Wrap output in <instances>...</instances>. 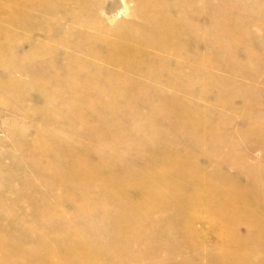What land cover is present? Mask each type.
I'll use <instances>...</instances> for the list:
<instances>
[{
	"label": "rangeland",
	"instance_id": "rangeland-1",
	"mask_svg": "<svg viewBox=\"0 0 264 264\" xmlns=\"http://www.w3.org/2000/svg\"><path fill=\"white\" fill-rule=\"evenodd\" d=\"M86 1L88 5L84 11H77L70 3L67 7L71 9L67 11L70 15H57V18L56 15L47 17L36 12V20L28 24L29 28L21 30L11 26L8 19L9 10H21L20 4L0 0V29L5 30L2 31L5 38L0 35L3 40V44H0L2 244L7 246L10 243L17 249L23 248L21 250L31 253L33 258H30L34 259L32 264H40L42 260L37 254L41 242L43 244L45 240L44 244L53 247L60 241L57 247H63L66 227H72L77 237L76 242H72L76 246L84 242L96 249L97 260L90 264H217L218 257L213 252L220 246L219 236L224 227H219V215L215 211L206 212L203 205L216 195L215 186L219 191L240 189L247 204L260 211V216L255 218L245 214L237 219L229 218L235 237L233 246L236 259L248 264H260L257 259L251 260V257L256 253L259 258L264 257V0H154L163 8L158 14L160 17H156L157 21L156 18L148 17L149 8H146L147 5L150 7L153 0ZM183 11H186L183 16L185 19L182 17ZM158 24L165 25V28L161 26V29ZM47 28L50 32L46 31ZM171 30L177 33L175 43L166 38ZM90 45L92 48H89ZM117 45L120 49H117ZM131 47L139 49L135 51L133 48L132 52ZM181 49L184 51L181 52ZM92 50L98 53L106 50L118 53L131 51L150 63L147 67L152 66V73L149 74L151 69L147 72L142 68L138 70L119 66L131 71L122 72L117 69V65H107L100 56H93ZM142 53L148 55L144 57ZM151 63H157L154 64V67L158 66L157 69ZM77 68L86 72L83 79L94 77L89 86L73 79L75 77L71 74L76 73ZM107 73L115 78L114 85L120 90L127 89L128 93L135 90L143 94L137 99L139 103L131 101L135 108L131 107V98L128 100L129 105L123 103L127 100L121 101L125 108L115 116L122 129L121 139L117 143L109 141L114 130L109 125L105 127L104 137L96 140L94 135V128L101 129L103 123L112 117L105 113L103 105L113 104L114 98L104 99L106 103L100 101L102 106L100 99H97L98 92L109 79ZM145 74H149L147 76L150 78ZM186 80L187 83H183ZM128 82L130 86H127ZM130 87L133 89L130 90ZM45 94L51 96L46 98ZM85 95L94 103L93 109L90 108L92 113L85 115L88 112L84 110L86 113L80 111L78 114L84 113L86 123L92 130L81 126L83 118L77 117V112L74 115L68 111L70 101L80 104V98H85ZM51 97L52 100H48ZM179 105L192 118L203 121L204 125L207 122L204 128H199L195 134H186L187 129L192 132L190 125L186 126L171 116L172 112L178 114ZM120 107H116L113 112ZM44 141L62 157L59 160L61 163L76 152L84 157L94 152L88 157L92 164L105 162L111 168L110 171L114 168L115 172L123 174L128 171L133 174L135 170L136 174L146 167L148 169L145 155L158 151H170L173 155L177 154L178 158L191 159L194 164L192 167L199 177V183L193 187V191L198 193L199 204L196 206L189 200V204L193 205L188 204L184 214L191 218V228L182 229L180 217L184 216L171 217L168 210L160 216L154 215V219L158 218L162 222L157 220L159 223L154 230L157 235L151 233L156 239L149 236V246L143 254H135L134 246L129 244L127 251L116 250L119 241L113 240L123 238L113 224L118 221L117 218L114 220L118 212L102 211L92 202L85 204L84 210H77L69 198L61 201V189L55 186V181L45 178L37 167L38 154L34 149ZM29 144L33 149L29 153L31 155L27 156L25 147H29ZM96 158L100 161L97 162ZM91 184L84 183L80 188L76 185L74 190L97 195V187ZM187 185L186 193L192 194V188H187ZM51 207L53 210L49 209ZM156 207L153 205L154 209ZM42 212L44 215H41ZM48 212H54L53 216H49ZM119 214V219H122L123 214ZM75 216L79 219H75ZM43 217L46 218L43 220ZM85 224L90 229L84 228L87 227ZM144 229L139 230L145 232ZM124 252H128L126 256ZM35 256L38 258L35 259ZM67 259L70 264H74L75 260V264H87L82 253L70 255ZM0 261L1 264L6 263L2 258Z\"/></svg>",
	"mask_w": 264,
	"mask_h": 264
},
{
	"label": "bare ground",
	"instance_id": "bare-ground-1",
	"mask_svg": "<svg viewBox=\"0 0 264 264\" xmlns=\"http://www.w3.org/2000/svg\"><path fill=\"white\" fill-rule=\"evenodd\" d=\"M9 1L10 2L16 1L21 6V10H19V11L9 10V12H8V14H9L8 15V19L10 21V25L14 26V27H17V28H19L21 30L29 28L28 24L32 23L33 20H36V18L34 16V13L36 15V12H39V13L44 14V15H47V17L48 16L50 17L52 15L54 17L56 15V18H57V15H65V14H67V11L71 10L70 7H69V9H67L68 5L70 6V3L72 4V6L77 11H80V12L84 11L85 7L88 5V4H86L87 3L86 0H9ZM162 6H164V5H162ZM74 8H72V9H74ZM146 8H149L147 10H149L148 13H150V16L148 15V17H150V19L156 18L158 16V14L160 15V13L162 12L161 9H163L162 7H159L158 3L154 2V0H153L152 4L150 5V7H149V5H147ZM184 12H186V11L182 12L183 13L182 17L184 16ZM67 15H70V14L68 13ZM185 16H187L186 13H185ZM53 17H51V18H53ZM158 17H160V16H158ZM157 18H156L155 21H157ZM183 18L185 19L186 17H183ZM30 20H31V22H30ZM179 21H181L180 20V15H179ZM183 21H185V20H183ZM159 23H160V21H159ZM180 23H179V27H180ZM183 24H184V22H183ZM187 24L189 25V23L186 22V25ZM161 26L162 25L158 24V27L161 28ZM163 27L165 28V25L162 26V28ZM168 27L169 26H167V28ZM183 28H186V27H183ZM52 30H54V29H52ZM167 30H169V29H167ZM2 31H5V30L4 29H0V35H3L2 37L5 38L4 37V33H2ZM46 31L50 32V29L47 28ZM190 33L191 32H189V34ZM156 38H158V37H156ZM162 38L163 37L161 36L160 39H162ZM166 38H168L169 41L171 40L172 41L171 43H175V41H177V33L174 30L173 31L172 30L168 31V34L166 35ZM101 40L104 42L103 39H101ZM164 40H165V36H164ZM167 41L165 40V43H167ZM189 41L191 42V40H189ZM93 43H94V40H93ZM93 43H91V44H93ZM0 44L1 45L3 44V40L1 38H0ZM102 45H104V44L102 43ZM164 45H166V44H164ZM89 48H92V46L89 47ZM133 48L131 49L132 52H133ZM168 48H166V49H168ZM183 48H184V46H183ZM93 49H94V47H93ZM95 49H97V48H95ZM117 49H120V47L118 46ZM125 49H127V51H129L128 50L129 48L125 47ZM137 49H139V48L137 47ZM137 49L134 48L135 51ZM181 50H182L181 52L184 51L183 49H181ZM94 51H93L94 54H93V52L92 53L89 52V53H91L93 56L94 55L97 56V57L100 56L102 58V62H104V63L106 62L105 64H107V65L112 64V65H117L118 67L121 66L123 68H128V69H131V68H134V69L142 68L143 71H147V72H148V70L151 69L150 67H152V66L147 67L148 64L150 65V63L142 60L143 58H141V56H137V55H134V53H130L131 51L129 53L128 52L118 53L119 51L118 52H114V51H110V50H108V51L107 50L106 51H99V53L96 50H94ZM91 54H89V55H91ZM146 54L147 53H144V54L142 53L143 56L145 55L144 57H146L148 55V54L147 55ZM138 55H140L139 52H138ZM149 55H151V54L149 53ZM101 58H100V60H101ZM100 60H97V62L100 61ZM151 61H152V59H150V62ZM156 62H157V59H156ZM157 63H154V64L157 65ZM154 64H152L153 67H154ZM83 67H85V66H83ZM118 67H117V69L120 70L121 68L120 67L118 68ZM157 67L158 66H155L154 68L157 69ZM162 69L163 68L161 67V70ZM83 70H84V68H83ZM110 70H113V69L110 68ZM121 70H123V69H121ZM127 70L125 69L122 72H125V71L127 72ZM138 70H140V69H138ZM128 71H130V70H128ZM156 71L159 72L158 70H156ZM151 73H152V69L150 70L149 74H151ZM153 73H154V71H153ZM83 74L85 75L86 72L83 73L82 69L81 70L78 69L76 71V73L72 72L71 76L75 77V78H73L75 80L78 79L77 80L78 82H79V80L83 81V83H82L83 85L89 86V84L92 82V78L94 79V77L92 76V78H91V76H90L88 78L89 79L88 80L87 79L88 76H87L86 79H83L82 78ZM149 74H145V76L149 77V76H147ZM116 75H118V74L116 73ZM107 76H109V79L105 83L106 85L103 87V89L101 88L102 90H100L98 92L99 98H97V99L98 100L100 99L99 100V103H100V101H102L104 99L106 100V98H110V97H111L110 99L114 98L113 99L114 103L113 104L111 103V105L110 104L108 105V103H106L105 100H104V102L103 101L101 102V103H106L107 104V105H103L105 113H109L110 115H112V117L103 123L104 126H101V129L95 127L94 128V135H95V139L96 140L99 139V138L101 139L106 134L105 133V127L109 125L112 128H114L113 133L109 137L110 138L109 141H110V143H117L118 140L121 139L120 132H121L122 129H120L121 125H119L120 123L117 122L119 120H117L115 116H116V114L118 112L124 110V108H125V106L122 104L121 101L127 100V101H125L123 103H126V104L129 105L128 100L131 98V100L129 101L130 104H131V101L133 103H136V102L139 103L137 99L140 98L142 93H140L138 91H135V90H132L133 88L131 89V87H130V90H132V91L129 92V93H128L127 89L120 90L121 89L120 87L117 88L114 85L115 78L113 79V77L108 75V73H107ZM157 76H158V74H157ZM155 79H157V78H155ZM132 81H134V80H132ZM188 82H189V79H188ZM183 83H187V80L183 81ZM128 84H129V82L127 83V86H128ZM124 85H123V87H124ZM129 86H130V84H129ZM183 88H185V86H183ZM23 89L24 88H22V91H23ZM27 89H28V87L26 89H24V92H25V90L27 91ZM85 89L87 90V88H85ZM71 92H73V91H71ZM84 94H86V92ZM12 95H16V93L12 94ZM45 95H43V96H45ZM48 96H49V94H48ZM48 96L46 95V98ZM141 97H143V96H141ZM46 98H44V99H46ZM48 100H52V97L50 99H48ZM80 100L82 101V102L80 101V104H76V103L70 101V104L68 103V105H67L68 106V111H69L70 114H74V115L77 112V117L83 118V122L84 123H82L81 126L84 127L85 129L92 130L90 125L86 123L87 121L85 120L86 116H84V113L88 112V114L86 113L85 115H90L92 113L91 109H93L94 103L91 101V99L89 100V96L86 97V95H85V98H83V96H82V99L80 98ZM165 100L166 99H164V101ZM140 101L142 102V100H140ZM5 102H7V101L5 100ZM46 102H47V105H48V101L47 100H46ZM51 103H53V101ZM101 103H100V105H101ZM160 104H162V103H160ZM172 105H171V107H172ZM119 106H122V107L117 108L113 112V110L116 107H119ZM167 106H168V104H167ZM47 107L49 108V105ZM81 107L83 109H80ZM131 107L135 108V106H132V104H131ZM157 107H159V106H157ZM157 107H156V109H157ZM164 107H166V106H164ZM50 108H51V106H50ZM159 109H161V108H159ZM177 109H178V114L172 112L171 116H173V118L175 117V119L180 121L182 124H184V125L186 124V126L190 125L189 129L192 128L191 129L192 132H188L189 130L187 129L188 130L187 131L185 129L186 130V134H188V135H189V133H194L195 134V131H198L199 128H201V127H203V126H205L207 124V122H206L205 125H204L203 121H200L197 118H192V116H189L182 105L181 106L180 105L177 106ZM84 110L85 111L87 110V111L84 112ZM80 111H82L84 113H79L78 114V112H80ZM157 118L160 119L159 117H157ZM90 124H92V123H90ZM136 126L137 125H135V127ZM154 126H156V125L154 124ZM186 126H184V128H186ZM103 140H105V139L103 138ZM103 140H101V142H104ZM99 145H101V144H99ZM25 148H26L25 149L26 155L29 154L32 151L31 150V148H32L31 144H29V147H25ZM35 150L37 151L36 154H38L37 155V157H38V166L37 167L42 172V174L45 175V178L47 177L48 179L52 180L53 182L55 181L56 182L55 186H58L61 189L60 191H62V193L59 196L61 198V201L66 199V198H69L70 200H72L74 202V204H75L74 206L76 207L77 210H82V209L84 210L85 207L83 208V206L85 204H90V202H92V203H94L95 207L99 206L101 208L100 210H102V211H112V212L115 211V212H118L117 213L118 215L114 218V220L117 218L118 221H115L116 223L114 222L113 224L115 225L114 227H116L118 229L119 235L121 237H123L124 239L122 238L121 240L118 239L116 241L113 240L114 242L119 241V244L116 243L117 244V249L116 250H118V249L121 250L122 249L121 251H123L125 249L124 251H127L126 249L129 248V246H134L135 254H138V255L139 254L140 255L143 254L145 252V249L149 246V242H150L148 240L149 236H151L152 238L154 237V234L151 235V233H155L156 232L154 230H156V228L158 226V223H159V222L157 223V220H160L158 218L154 219L155 218L154 215L160 216L161 214H163L164 212L169 210L171 217L172 216L173 217H179L180 215L184 216L186 208H188L189 206H191L193 204L196 205V206L199 204V202H198V193H195V191H193L194 190L193 187L196 184L199 183V177H198V174L196 173V169L194 167H192V165L194 166L193 162H191V159H188L189 160L188 161L187 159L178 158L176 156L177 154L173 155L174 153L172 154V152H170V151H168V152H159L158 151L157 153L151 154V155H148V156H146L144 154L145 157H146L145 159H146V162H147V165H148V169L146 167L143 171L139 170L141 172L140 173H136V174H134L136 172V170H135V172L133 174H131L132 172H129V171H128V173L126 172V173L123 174L121 172H119V173L115 172L113 170L114 168L112 169V171H110L111 168H108L107 163L106 164H104L105 162L104 163H102V162L100 163V162H98V160L100 161V159L97 160V158H96V160H97V162L100 165L92 164V162L89 160L88 157H91L94 152L92 153V155L89 152V154H88L89 156L88 157L87 156L84 157L83 154L81 155V154H79V152L78 153L76 152L73 155H71L70 158L64 159V161L61 163V161H59V160L62 157H60L59 154H57V152H54V150L51 148V146L48 143H45V141L40 146H38L36 149H34V151ZM91 151H93V150H91ZM142 151H144V149ZM29 155H31V154H29ZM206 179H204V180H206ZM209 179H211V177H209ZM202 182H204V181L202 180ZM206 182L207 181H205L204 183L209 185L208 182L207 183ZM84 183H92L94 186H96L97 189H98L97 195L96 194L93 195L92 193H89V192H82V191L74 190L76 185H78L79 186L78 188H80V186L82 184H84ZM209 183H210V181H209ZM220 183L221 182H219V185H220ZM187 184H189V187H187V188H189V189L192 188V194L186 193L185 187L188 186ZM225 185H227V183ZM209 186L212 187V185H209ZM96 187H95V190L97 192ZM213 188L215 189L214 194H216V195L215 196L213 195L211 200L210 201L207 200V202L203 203V205H204V210L206 212L215 211L219 215L218 216L219 217L218 220H220L221 223L220 222L219 223H220L221 226H219V225H216V226L224 227V231H223L222 235L219 236V243H220L219 248L218 249L216 248L217 251H214V252L211 251V252L214 253L213 255L218 257V260H217L218 263H217V261H216V263L217 264H248L245 261V259H243V260L246 263L239 261L235 257V247L233 246V240H234L235 237L232 235V230H231L232 222H231V219H229V218L237 219V217L240 216L241 214H245V215H247L249 217H254L255 218V217H259L260 216V215L258 216V212H260V211L257 212L255 210L257 208L254 209V207H252L251 205L247 204V202L245 200V197H244V194L240 191V189H238L239 187L237 188L239 191L236 190V189L235 190H227V189H225V191H219L218 187L213 186ZM87 189H88V187H87ZM189 194H190V196H189ZM256 197H258V196H256ZM256 197H255V199H256ZM60 198H58V199H60ZM248 198H250V197H248ZM189 200L193 201V204L190 203L191 204L190 205L189 204V202H190ZM188 204H189V206L187 207ZM153 205L154 206H158V207H156L157 210L153 208ZM75 207H73V208L75 209ZM86 207H88V205ZM46 209H44V211ZM49 209L53 210L52 207L49 208ZM43 212L41 213V215L43 214ZM46 212L47 211H45L44 214H46ZM119 212L123 214V215H121V216H123L122 219H119V215H120ZM53 213H51L52 214L51 215L48 212V214H50L49 216H53ZM45 218L43 217V220ZM76 218L77 217L75 216V219ZM79 218H80V216H79ZM79 218H77V219H79ZM180 218H182L181 219L182 220V229L191 228V218L190 217H187V216L185 217L184 216V217H180ZM254 218H252V219H254ZM103 221H104V219H103ZM160 222H162V221L160 220ZM261 223H263V222H261ZM65 225H63V226H65ZM81 225H83V224H81ZM86 226L87 227L84 226V228H88V225H86ZM159 226H160V224H159ZM74 228H76V227H74ZM79 228H81V227H79ZM144 228H148V229L145 230ZM88 229H90V228H88ZM139 229H142V230L144 229L145 232H142ZM113 230L116 231L115 228H113ZM220 231H221V229H220ZM84 232L86 233L85 229H84ZM84 232L82 233V235L84 234ZM155 234L157 235V233H155ZM86 235H88V234H86ZM63 236L64 237L66 236L64 241L61 239L63 241V243L65 242V246L63 245V247H61V245H60V248L57 247L59 245L60 241H59L58 245L57 244L54 245V246L51 245L53 247H50L49 245L44 244L46 242L44 239H43L44 241L42 240L44 243L42 244V242H41V245H40V248H39V251H38V254H37L39 256V259L42 260V263L40 261V264H43V262H44V264H54L53 263L54 261L57 262L56 264H70V261L67 259V257H69L70 255H73V254H78V253H82L84 255V259H85L84 263L90 264L93 261H95V259L97 257L95 247L90 245L89 243L88 244H84V242H83V245L81 244V245L76 246L75 239H77V237L75 236V231L72 229V227H66V231L63 234ZM45 237L48 238L47 235ZM60 237H61V233H60ZM2 239H4V238H2V237L0 238V258L4 259V262L6 261L5 264H32L34 259H32L33 257L31 255V253H28L26 250H21L23 248L17 249L13 245L10 246V243H7V246H4L5 244H2ZM51 239L52 238H50V240ZM54 239H56V237ZM47 240H49V239H47ZM54 241H56V240H54ZM72 241H75V242H72ZM6 242H7V240H6ZM4 243H5V241H4ZM48 243L50 244L51 242H48ZM56 243H57V241H56ZM128 244H129V246H128ZM125 246H126V248H125ZM153 247H156V246H153ZM5 250H6V253H5ZM150 250H151V252L154 251L152 249H150ZM127 253L124 252V256H126ZM148 253L149 252H147L145 254H148ZM237 253H238V251H237ZM98 254H99V251H98ZM30 256L32 258H30ZM128 256H130V255H128ZM37 258L38 257L35 256V259H37ZM121 258L123 259L124 257L121 256ZM130 258L132 259L131 256H130ZM244 258H246V257L244 256ZM252 258H253V261H254V259L255 260L257 259L260 262V264H264V257L263 258H259L257 253L255 255L253 254V256L251 257V260H252ZM71 259H74V258H71ZM75 261H73L74 264H75ZM36 262H37V260H36ZM213 263H214V261H213Z\"/></svg>",
	"mask_w": 264,
	"mask_h": 264
}]
</instances>
